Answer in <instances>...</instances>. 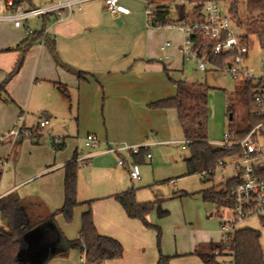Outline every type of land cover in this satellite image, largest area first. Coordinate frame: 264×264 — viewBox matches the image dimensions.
Here are the masks:
<instances>
[{
    "label": "crops",
    "instance_id": "1",
    "mask_svg": "<svg viewBox=\"0 0 264 264\" xmlns=\"http://www.w3.org/2000/svg\"><path fill=\"white\" fill-rule=\"evenodd\" d=\"M52 1L55 0L24 1L19 7L11 8L7 0H0V82L14 68L20 54L15 47L23 45V41L29 37L28 27L33 31L44 30V35L54 38L61 60L74 70L81 71L82 76L79 77L75 72L57 64L44 36L30 47L22 68L7 85L13 102L0 99V141L4 138V145L0 146V156L6 154V157H0V162L4 166L11 163L17 165L21 151L19 145L24 137L15 141L13 137L4 134L15 126L19 116L26 115L31 104H51L50 109H43L40 113H48L57 118L59 105L65 106L68 99L73 101L72 90L76 92L74 96L78 117H81L85 107V116L92 120L87 132L97 134L101 142L96 147H88L85 144L88 147L87 153L80 151L76 146L68 157L51 163L49 160L43 161L29 178L19 183L8 182L0 197L16 192L20 202L32 201V198L39 197L44 204L39 207L38 213L57 210L62 207L65 199V164L76 152L77 160L83 154L91 153L92 157L87 163H90L89 176L82 174L79 168L80 204L74 208L73 220L66 224L60 218L63 215L56 217V224L68 239L80 236L82 215L91 205L98 232L118 239L124 246L121 258L107 259L102 264H156L161 254L170 258V264H208L196 253V249L202 244L222 241V221L232 214L227 206L204 200L200 193L201 190L211 188L217 183H204V176L199 173L203 185L193 188L189 186L188 179L196 175L186 176L183 173L178 175L179 178L170 176L172 179L169 182L173 190L171 194L157 179L151 177H144L139 183L141 186L136 187L129 166L120 164V155L105 151L108 146L122 140L132 144L149 142L144 157L138 160L139 163H152V145L177 142L174 139L160 140V136L183 133L176 108H153L148 105L151 101L175 96L178 91L176 84L174 92L168 84L161 83L163 72L159 70L160 66L158 70H151L153 68L150 67V64L153 65L152 62L157 60L164 65V69L167 68V64L159 59L157 49L159 44L162 49L164 42L160 41L154 45V39L168 29L148 26L146 0H121L131 9L129 14L110 12L104 0H89L82 8L68 13L64 19H55L53 15L34 16L32 21L30 18L25 20L23 25L16 26L14 20L5 17L10 9L26 10ZM164 2L165 0H154V4L162 13L167 12V19H181L187 16L189 18V10L184 2L179 5L176 13H172L171 8ZM249 37L251 39V35ZM179 48L181 49L182 45H179ZM162 50L165 51L166 58L171 56L168 48ZM183 59L185 60L184 56ZM61 84L67 86L68 92ZM71 114L73 115L72 111ZM25 122L26 118L24 124ZM38 122L25 126L37 128ZM51 122L50 120L48 124L51 125ZM54 129L55 127L51 128L53 132ZM76 133L73 138L81 134L80 127ZM40 136L41 134L34 139L39 140ZM54 137L55 135H52V143L56 149L66 145L60 135V143L55 142ZM183 148L187 146L183 144ZM149 152L152 155L150 159L146 157ZM188 155H183L184 162ZM168 156L177 161L174 152ZM131 158L135 160L134 155ZM11 171L8 170L4 174L0 170L2 183L7 174L10 176ZM35 176L40 179L34 190L25 188L21 191L23 184L26 186ZM129 187H135L138 202H157L154 210L148 215V220L161 228L160 248L158 231L146 227L140 219L130 217L114 196ZM159 208L168 213L160 217ZM2 222L1 219L0 223ZM53 226L51 223L40 224L26 234L24 248L21 250V260L24 264H41L58 249V239L52 233ZM241 227L248 226L242 224ZM220 257L224 256H218ZM231 257L230 254V259ZM80 258V250L73 248L67 255L51 257L46 264H80Z\"/></svg>",
    "mask_w": 264,
    "mask_h": 264
},
{
    "label": "trees",
    "instance_id": "2",
    "mask_svg": "<svg viewBox=\"0 0 264 264\" xmlns=\"http://www.w3.org/2000/svg\"><path fill=\"white\" fill-rule=\"evenodd\" d=\"M24 1L14 0V6L19 7ZM211 0H190L195 12H199L202 5ZM227 1L228 0H216ZM154 3V0H152ZM240 0H229V11L241 27L245 24L239 15ZM247 9L249 11V22L246 37L252 34H258L264 44V0H247ZM260 13L261 16H252ZM167 12H163L161 18L167 20ZM187 16V15H186ZM188 18V16H187ZM44 30L33 31L29 37L23 41V45L15 48L20 51L18 60L14 68L9 72L6 78L0 82V99L13 102V98L7 91L9 81L16 75L23 66L25 55L30 47L38 40L45 37L50 52L52 53L58 65L75 72L79 77L81 71H76L64 63L56 49L55 39L49 35H44ZM197 43L202 44L203 48L209 53V58L216 64H223L226 56H220L212 52V43H205L203 37H195ZM167 71V68H165ZM178 91L175 96L165 97L148 103L153 108H176L180 125L183 130L184 138L188 140L187 148L189 155L185 158L187 172L186 175L199 174L204 171L207 175L204 181H213L216 167L220 160L227 158L239 149H230L227 146L214 144L206 133V124L209 119V86L202 82H190L185 80H174ZM243 101L245 102V115L240 121L235 122L231 131L237 136L245 135L254 125L264 119V116L258 111L255 102L254 89L259 83L254 80H248L243 84H238ZM61 87L68 92L66 85ZM230 109L232 106L229 107ZM229 109V110H230ZM232 120L235 115L232 113ZM28 128V127H27ZM33 130L32 138L41 134V128H30ZM25 136V135H24ZM23 136V137H24ZM3 141H0L2 143ZM147 148H141L139 154H135V160L143 158ZM78 153L65 164L64 177V204L57 210L47 213H38L39 207H43L44 202L39 197L32 198V201L20 202L14 197L13 193H8L0 197V214L3 222L0 223V264H24L21 260V250L24 248V238L26 234L40 224L51 223L53 226V236L58 239V249L47 257L41 264L56 255H67L73 249H79L82 253L85 250L87 264H102L107 259L121 258L124 254L123 244L116 238L102 235L98 232L91 205L82 215V226L80 236L76 239H68L56 224V217L63 215L67 221H72L74 217V208L80 204L78 199V172L80 162L77 160ZM235 184L233 180L228 179L220 182L211 188L200 191L204 200L217 203L219 206L231 207L233 198L230 189ZM121 202L127 214L130 217L138 218L149 228L158 231V245L161 246V228L148 220V215L154 210L157 202H138L136 199L135 187H129L125 191L114 195ZM90 203V202H89ZM168 212L158 209V215L163 217ZM262 233L260 230L252 227H241L236 231L230 240L220 242H210L202 244L196 249L203 260L208 264H224L219 260L217 250L221 253L230 251L233 253V264H264V248L261 242ZM156 264H170V258L161 254Z\"/></svg>",
    "mask_w": 264,
    "mask_h": 264
},
{
    "label": "built area",
    "instance_id": "3",
    "mask_svg": "<svg viewBox=\"0 0 264 264\" xmlns=\"http://www.w3.org/2000/svg\"><path fill=\"white\" fill-rule=\"evenodd\" d=\"M87 1L89 0H55L46 5L26 10L10 9L5 17L14 20L16 26L23 25L25 20L33 16L53 15L55 19H64L74 9L82 8ZM185 1L181 0V2ZM187 1L190 2V0ZM146 2L148 26L182 31L186 38L181 49L190 58L199 60L200 70L223 72L238 84H243L248 80L259 83L254 89L255 102L258 111L264 116V53L261 56V73L256 74L248 66L251 39L246 37L247 28L239 25L229 9L224 10L223 4H228L227 1L211 0L205 2L200 11L195 13L196 16L193 19L167 20L161 18L162 12L152 0H146ZM7 3L11 8H14V0H7ZM104 3L107 9L115 14H129L131 12V9L121 0H104ZM27 31L28 34L33 33L30 27L27 28ZM196 36L203 37L205 43H212V52L220 56H226L225 62L221 65L212 62L208 51L203 48L202 44L197 43ZM171 45L172 42L167 40L163 43L162 49H167ZM49 122V117L41 118L37 128H42ZM33 133L32 129L24 125L23 115H20L16 125L9 131L8 136L16 140L24 135L31 136ZM54 141L60 143L61 138L55 136ZM100 142L99 136L95 133H88L85 137V144L88 147H96ZM182 143L187 146L188 140L184 139ZM214 144L227 146L230 149H239L227 158L220 160L216 167V170L219 166L226 167L228 160H231L230 166L235 171L233 176L224 173L222 177L224 182L228 179L235 182L230 189L233 205L228 207L232 214L226 217L221 224L224 240H230L246 220L253 217L264 220V119L254 125L243 136H237L231 130H228L225 133L224 140ZM148 145L119 142L108 146L105 151L118 153L120 164L129 166L131 178L136 181L142 177L140 163L134 161L131 156L139 154L141 148H147ZM91 157V153L83 154L79 160L83 164H87ZM146 157L150 159L152 157L151 153H147ZM201 174L205 177L207 172L204 171ZM217 253L218 256L231 254V259L228 262H223L224 264H233V253H230V251L221 253L219 250H217ZM80 259L83 264H87L85 250L82 251Z\"/></svg>",
    "mask_w": 264,
    "mask_h": 264
},
{
    "label": "rangeland",
    "instance_id": "4",
    "mask_svg": "<svg viewBox=\"0 0 264 264\" xmlns=\"http://www.w3.org/2000/svg\"><path fill=\"white\" fill-rule=\"evenodd\" d=\"M164 3L167 7L171 8L172 13H176L179 5L183 4L181 0H165ZM184 3L189 10V18L193 19L196 14L193 10L192 4L187 0ZM227 3H229V0ZM223 6L225 11L229 9L228 4H223ZM239 15L246 26L249 22L248 18L249 16H251L249 15V11L247 9V0H240ZM252 16L259 17L261 15L260 13H256L254 15L252 14ZM30 18V21H32V17ZM150 27L155 28L154 26ZM185 38L186 36L182 31L170 29L165 30L164 33L159 37L156 36V38L154 39V45L156 43H159L160 41L165 42L167 40H170L172 42V45L167 50L171 53V56L169 58L165 57V51L160 48V44L157 46L160 55L158 57H160L159 59L167 64L168 71H165L164 65L157 60H154V62H152L153 65L150 64V67L153 69H149L158 70V66H160L161 69L159 70H162L163 72V79L161 80V83L165 82L166 84H168L174 92L176 91L174 80H182L184 77H186L188 81L202 82L209 86L210 115L206 124V133L211 141H213L214 143H219L224 140L225 133L228 130L232 129L233 124H235V122L237 121H240L241 118L245 115V102L243 101L239 92L241 87L236 84V81L233 78L223 72L215 70H200L199 60L190 58L185 52H183L182 49L179 48V45H184ZM171 50L174 51L172 52ZM263 53L264 44L261 40V37L258 34H252L250 40V55L248 58V66L256 74L261 73V56L263 55ZM183 56L185 57V60L183 59ZM72 92L74 95L76 94L75 90H72ZM74 95L72 102H70V100L68 99L65 106L59 105L60 112L57 115V118L48 113H44L43 115L40 113L43 109H50L52 107L51 104H39L40 106L38 104H31V106L29 107V111L26 113V115L23 116L24 120L26 118V122L24 125L31 126L37 123L40 118L45 117H49V119L52 121L51 125L48 124L47 126L45 125V127H42L39 140H35L28 135L24 136V139L19 145L21 151L19 152V159L16 166L12 163L9 164V166H4L0 162V170L3 171L4 174H6V171L8 170H12L10 176H8V174L6 175L4 183H2V178L0 179V193L7 187L8 182L14 183L17 181V183H19L20 181L29 178L35 173L37 167L43 161L49 160V163H51L59 161L62 157H68L69 155H72L73 149H75L76 146H78V149L80 151H84L85 153L88 152V147L85 146V137L88 133V129H90L89 127L92 124V120L85 116V107H83L81 117H78L76 113L77 103ZM230 106H232L231 109L229 108ZM61 110H63V112ZM71 111L73 112V115L71 114ZM232 113H234L235 115V120L231 119ZM40 114L41 117L39 116ZM52 127H55L54 132L51 130ZM79 127L81 130V134L73 138V135L77 134L76 132ZM8 133L9 132L4 135H8ZM70 134L72 136H70ZM52 135H60L62 139L66 141V145L63 148L56 149L52 143ZM162 139H174L177 142L158 143L152 145L151 152L153 155V162L140 163L142 177L140 180H134V183L136 187H139V183L144 177L146 179H149L151 177L153 179H157L159 184L163 185L171 194L173 190L171 188L172 184L169 182L172 179L170 178V176L176 178L178 175H183V173L186 174L187 166L183 160V155L189 154V150L188 148H183V144L181 143V141L184 140V134L182 132L172 136H160V140ZM122 141L132 144V142L127 140ZM148 141L151 140L148 139ZM148 143L149 142H146V144ZM3 145L4 144L0 143V146ZM171 152H174V154L176 155L175 159L177 161H174L171 157L168 156V154H170ZM0 157L4 158L6 157V154ZM230 162L231 160H228V165L226 167L219 166L217 168L213 181H204V183H219L222 180L224 173H227L229 176H233L235 171L230 166ZM80 164V172H82V174H86V176L88 177V166L90 165V163L87 165L80 162ZM195 175V177L188 179L189 186L193 188L203 185V180L201 179L199 174ZM38 179L40 178H37V176H35L31 180H29L30 183L26 184V186L24 183V186L21 187V191L25 188H29L33 191L37 186V183H39ZM60 218H62V220L66 224L71 223L67 221L64 216H60ZM1 219L2 217L0 215V220ZM243 225L261 231V242L264 248V221L259 219L258 217H253L246 220ZM219 260L228 262L230 260V255L220 257ZM80 264H83L82 261H80Z\"/></svg>",
    "mask_w": 264,
    "mask_h": 264
},
{
    "label": "water",
    "instance_id": "5",
    "mask_svg": "<svg viewBox=\"0 0 264 264\" xmlns=\"http://www.w3.org/2000/svg\"><path fill=\"white\" fill-rule=\"evenodd\" d=\"M186 78H183V80H185ZM231 117H232V114H231ZM14 197L16 198V199H18L19 198V194L16 192V193H14Z\"/></svg>",
    "mask_w": 264,
    "mask_h": 264
}]
</instances>
